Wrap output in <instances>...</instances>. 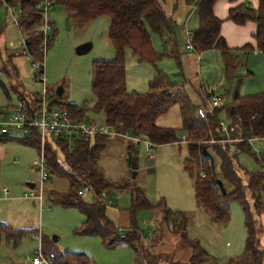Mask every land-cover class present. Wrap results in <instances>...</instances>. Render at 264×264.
<instances>
[{
    "label": "trees",
    "instance_id": "16d2710c",
    "mask_svg": "<svg viewBox=\"0 0 264 264\" xmlns=\"http://www.w3.org/2000/svg\"><path fill=\"white\" fill-rule=\"evenodd\" d=\"M161 1L53 0L54 4L62 6L67 14L74 15L81 26L99 17H105L109 22L107 37L114 49V56L109 60H96L91 67V89L97 99L96 108L103 111L104 123L114 131L130 132L155 146L167 144L180 146V143L184 141L187 156L182 161V167L193 182L194 199L202 211L210 216L212 222L226 223L229 218L230 204L234 201L241 204L246 232L244 253L240 258L225 260V264H264V247L260 243L263 230L257 219L264 215V174H247L244 181L238 172L237 165L239 153L253 155L250 145L252 140L264 139V91L248 96L235 93L230 103L222 104L220 108L208 112L202 118L197 115L199 107L184 104L181 111H189V113L182 116L181 127L165 128L158 126L156 121L159 117L166 115L176 104L172 94V89L176 85L166 81V87L152 88L148 92L128 90L126 87L125 50H130L139 63L151 65H155L168 56H173L175 59L177 57L176 53H158L148 31L160 35L171 28V21L164 13ZM184 1L185 4L194 8L198 19L197 28L188 33L193 47L191 51L197 54L209 50L218 51L226 84L236 78L239 62L241 58L247 57L248 53L256 51L264 59V0H257L255 8L248 4L230 7L225 20L214 14V5L218 0ZM2 2L19 8L20 22L26 34L24 41L26 50L32 58L42 62L44 57L40 50L42 35L36 29L40 21L38 7L41 0H9L8 2L2 0ZM223 21H230L237 26H243L248 22L254 23L256 26L253 35L254 46L246 43L240 47L230 48L220 32ZM1 34L0 28V36ZM52 40L53 37L49 39L47 46H50ZM12 57V55L7 56L0 63V73L5 74L8 80H11V71L16 76ZM158 79H165V77L158 73L155 80ZM11 89L18 92L17 85H11ZM19 99L26 106L32 107L38 103L39 96L31 102L24 101L22 96H19ZM50 99L52 106L65 110L73 119L84 120V107L78 108L75 104L62 105L53 98L50 97ZM223 111L227 124L237 125L234 132L227 134L220 129L219 114ZM230 134L232 139L241 140L223 142ZM180 137L184 139L180 140ZM9 138L10 136L7 135L0 136L3 140ZM107 138L108 136L99 135L94 138L92 144H89L79 139L69 142L66 139L53 137V140L50 138L43 147L48 170L65 178L68 182L66 193L55 197V201L64 208H76L84 216L82 230L79 233L83 236L99 237L102 244L108 248L117 245L127 246L136 253L142 263L161 264L156 254L145 250L141 239L142 231L135 219L140 211L155 210L161 213L163 223L166 225L171 223L172 227L174 225L173 231L167 226L170 233L185 244H189L191 250L190 257L185 263L166 264L216 263L214 257L196 238L188 239L186 213L171 210L162 201L149 202L142 190L130 183H124L119 187L130 192L131 201L128 209L129 224L122 233L107 217L103 200L94 198L92 202H86L77 195L83 185H89L96 195L112 189L113 186L96 168V161ZM21 139L40 152L38 136ZM204 148L213 158L214 170H211ZM59 154L62 156V161L59 160ZM127 157L129 162L132 159L137 160V152L132 146L127 147ZM217 180L221 181L225 194L220 192L216 184ZM248 196L251 197L254 208L249 206ZM29 233L31 232L15 231L10 226L0 223V241L4 236L7 241L16 243ZM151 233H154V236L156 231ZM50 253L54 255L52 264H89V259L84 253L72 251Z\"/></svg>",
    "mask_w": 264,
    "mask_h": 264
},
{
    "label": "rangeland",
    "instance_id": "374dc122",
    "mask_svg": "<svg viewBox=\"0 0 264 264\" xmlns=\"http://www.w3.org/2000/svg\"><path fill=\"white\" fill-rule=\"evenodd\" d=\"M20 14L21 11L17 6H8L0 0V28L2 29L0 63L7 56L12 55V64L16 72L14 76L11 71V80L0 73V113L13 114L15 108L22 103L19 96H22L24 101L31 102L41 95L45 88L48 96L59 104H75L78 108L84 107V120L88 124L94 127L104 126L103 111L96 108L97 99L91 89V67L96 60H109L114 56V49L107 37L109 25L107 18L99 17L81 26L74 15L67 14L62 6L54 4L48 12L52 28L50 38L53 37V40L50 46L44 47L43 82H40L31 67L32 61L29 56H16V53L19 54L23 50L21 44L26 38L24 26L20 22ZM66 19H68L67 27ZM148 31L154 47L162 50L160 35ZM84 43H91V50L84 55H77L75 49ZM180 44L185 46V39L182 38ZM126 51L131 53L130 50ZM128 56L134 57L132 53ZM217 57L216 63L211 61L203 65L204 73H200L199 80H203L204 83L207 82L205 80H209L213 86L211 88L214 89H216L214 86L220 82L218 87L220 91L223 86L225 90L227 88L223 92V105L230 103L231 96L235 93L248 96L264 91V59L260 55L256 57L248 53L247 57L241 58L236 78L228 84L224 79L219 54ZM125 62L127 76H133V80L147 81L148 72L144 67H149L148 65H144L141 70L135 72L132 68L135 62L128 60ZM13 84L18 86V92L11 89ZM145 87L148 89V82L145 83ZM183 87L184 85H181L176 91L174 96L176 104L173 105V110L157 119L161 121L160 124H164L163 126L181 125L182 116L189 113V111H181L184 104L203 107L201 102L196 103L192 98H188ZM190 87L191 84L188 85V88ZM194 87L196 89L192 87L191 89L197 98L199 95L204 97V93L200 94L197 87ZM58 89L62 91L60 95L57 94ZM219 119L226 122L224 111L219 114ZM227 126L231 127L228 124ZM22 137L27 136L12 133L9 139H0V223L10 226L15 231L23 230L31 233L16 243L7 241L3 236L0 241V264H31L35 251L41 246L46 253L63 251L84 253L89 259V264H145L127 246L117 245L108 248L102 244L99 237L83 236L79 233L82 230L84 216L76 208H64L55 201V197L65 194L68 190V182L65 178L48 170V178L42 184L41 205L32 204L34 200L29 194L40 186L39 174L32 167V163L40 159V154L36 147L25 144ZM51 140H53L52 137ZM180 140H182L181 137ZM250 145L254 156L245 153L237 155L238 172L244 181L247 174H264V139H254ZM128 146L134 145L124 137L109 136L96 161L97 170L113 186L112 189L103 192L109 195L108 193L112 191L110 197L113 203L107 209H112L115 223L121 233L128 221L131 201L130 192L119 187L124 183H130L140 188L149 202L162 201L169 209L190 215L191 225L187 226L186 231L188 239H198L203 248L218 262L217 264H223L226 259L243 255L246 232L241 204L232 202L228 221L212 225L210 216L202 211L194 199L192 180L183 170L182 161L187 156L184 141L180 143V146L154 145L153 161L147 158V142L142 141L137 144V147H133L137 152L135 161L137 169L134 178H132L131 165L127 157ZM59 160L62 161L61 154H59ZM27 184H34L35 188L30 189ZM4 189L8 191L5 195L7 198L4 197ZM93 199L92 194L83 196L86 202H92ZM247 200L249 206L254 208L250 196ZM135 219L142 231L141 239L145 250L150 247V251H155L159 263L172 262L177 253L183 256V251L189 244H185L176 237L173 239L168 237L171 234L170 229L174 230V225L172 227L171 223L167 225L163 223L160 212L140 211ZM257 219L263 230L262 237L264 216L261 215ZM152 231H156L155 237L150 236ZM54 239L57 240L54 241ZM205 264H214V262Z\"/></svg>",
    "mask_w": 264,
    "mask_h": 264
},
{
    "label": "crops",
    "instance_id": "0c3cea01",
    "mask_svg": "<svg viewBox=\"0 0 264 264\" xmlns=\"http://www.w3.org/2000/svg\"><path fill=\"white\" fill-rule=\"evenodd\" d=\"M240 4H248L250 7L255 8L257 6V0H236L234 2H231L230 0H218L216 2V4L214 5V14L218 18L225 20L227 17L229 8L236 6V5H240ZM161 7H162L166 17L169 18L171 21V28L169 30L167 29V30L163 31L160 34V39H161V43H162L161 44L162 50H158L156 48L155 49L160 54H162V53H176L177 57L175 59L173 56H168V57H165L162 60L158 61L155 65H151V64H146V63H139L137 61L136 57L132 58V57L128 56V54H131V53H129L125 50L124 60L135 62L134 64L136 67L135 66L132 67L135 72H138L139 70H141L144 67V65L149 66V67H144V68H146V70L148 72V79L146 81V82H148V89L145 87L146 82H141V80H133L134 79L133 76H129V75L127 76V74H126V79H125L126 87H128L127 88L128 90H134L137 92H145V91L148 92L152 88L162 89V88L166 87L165 86L166 81L171 82V83L176 82V83H174L176 86H174V88L172 89L173 96H175L176 91L179 90V87L181 85H184L183 91H184V93L187 94L188 98H192L194 100V102H196V103L201 102L202 104H205L204 107H207V105H208L207 97H210V95H214V96L216 95V96H220L222 98L223 92L227 90V88H226V90L224 89V86L221 88V91L218 90L220 82L218 84H216V86H214V87H216V89H214V88H211L213 86L209 82V80L204 79L205 81H207L205 83L203 82V80L202 81L199 80V76H201V74L204 73L203 65L208 64V62L210 63L211 61H213V63H216V61H218L217 54H219V53L216 50H209L207 52L197 54L194 51L187 50L184 45L180 44V41L182 40V38L185 39L186 35L192 31H194L198 26L197 15H196V12L192 6L185 4L184 0H162L161 1ZM255 29H256V26L252 22H248L243 26H237L230 21H223V23L221 25V31L220 32H221V35L225 38L227 45L230 48H236V47H240L246 43H251L254 46L255 41L253 39V35L255 33ZM151 40H152V38H151ZM152 42H153V40H152ZM153 45H154V43H153ZM185 50L188 51V53ZM251 54H253L256 57L259 56V54L256 51L251 52ZM214 60H215V62H214ZM220 60H221V57H220ZM221 64H222V60H221ZM125 65H126V62H125ZM125 70L127 73L126 66H125ZM158 73H161L165 77V79L155 80V76ZM181 78L183 80H181ZM203 78H204V76H203ZM132 80H133V82H132ZM154 80H155V83L152 84V82H154ZM189 84H191V87L194 89H196L194 87V86H196L197 89L199 90L200 94L204 93V97H202V95H199V98H197V95H195V93L191 89V87L188 88ZM205 86H207L206 89H205ZM233 87H235V86H233ZM227 93H229V92L227 91ZM222 100H223V98H222ZM199 108H201V107H199ZM171 110H173V109L171 108ZM171 110L169 112H171ZM156 123L158 126L161 125L160 127L167 128V126H163L164 124H160L161 121L160 122L157 121ZM180 127H181V125L180 126H173V127L168 126V128H180ZM144 141H148V140L145 139ZM171 145H177V144H171ZM145 146L146 145H144V147ZM135 147H137V146H135ZM138 147H139V145H138ZM153 160H154V154H153V159L149 160V161H153ZM111 193H112V191L110 193H108L109 197H110ZM4 197L7 198L5 196V194H4ZM110 199H111V197H110ZM112 203H113V200H112ZM112 203H111V205H112ZM107 207H110V206H106L107 217L117 226V224L115 223V220H114L115 218H114V215L112 213V209L108 210ZM189 216L190 215H187L188 226L191 225ZM128 222H129V219L126 222V225L123 229L128 227V224H129ZM210 222H212V220ZM213 224H216V223L212 222V225ZM263 226H264V221H263ZM118 229H120V228H118ZM155 235L154 236L152 235L151 237H155ZM168 237H170L171 239L175 238V236L172 234L168 235ZM162 239H163V237H162ZM263 242H264V234L260 238V243L264 247ZM185 248H186V250L183 251V256H179L177 253V255L174 257V259L171 261L172 262L185 263L189 259L190 254H191L190 247L187 246ZM41 249H42V246H41ZM166 249H168V248H166ZM147 250L153 254H156L155 251H152V250L150 251V247H148ZM42 251H43V249H42ZM44 253H46V252H44ZM161 256H163L162 253H161ZM240 257H236L233 259H237ZM217 263L218 262H216L214 264H217ZM223 264H225V260H224Z\"/></svg>",
    "mask_w": 264,
    "mask_h": 264
},
{
    "label": "built area",
    "instance_id": "2783aa9c",
    "mask_svg": "<svg viewBox=\"0 0 264 264\" xmlns=\"http://www.w3.org/2000/svg\"><path fill=\"white\" fill-rule=\"evenodd\" d=\"M54 5L53 0H41L39 5L40 10V21L36 29L42 35V43L40 50L43 53L47 47V43L52 34L51 24L48 19V12ZM23 50L21 53H16V56H26L28 55L32 61V69L35 73V76L39 79L40 82H43V63L41 61H36L32 58L25 47V42L21 44ZM45 47V48H44ZM185 47L187 50L191 51L193 49L190 42V35L187 34L185 38ZM222 106V98L220 96L210 95L208 99L207 107H201L197 109V115L199 117H204L205 114L211 112L215 109H218ZM219 127L223 130V133L234 132L237 129V125L228 127L226 122L220 120ZM12 133H18L25 135L27 137L38 136L40 142V159L34 160L32 167L36 169L40 178V186L34 192H30L29 196L35 205H41L42 201V184L48 178V167L43 155V147L45 143L52 137L66 139L69 142L79 139L92 144L94 138L103 135V136H113V137H124L125 139L132 142L133 147L137 146L140 142L144 141L143 138L135 136L130 132L120 133L114 131L112 128L108 127L106 124L100 127H94L91 124H88L85 120H76L70 117V115L60 109L52 106L51 99L47 94L46 89L44 88L43 93L39 95V101L34 106H26L23 103H20L19 106L15 108V111L11 115H4L0 113V136L7 135L10 136ZM184 138H182L183 140ZM240 139H232L230 136L223 142L239 141ZM147 142L148 160L153 159V144L149 141ZM35 188V186H34ZM8 191L4 189V194L7 195ZM85 194H92L94 198H99L103 200L106 206H110L112 199L105 192L96 195L93 189L89 185H83L77 192L78 196H83ZM154 234V233H153ZM151 233L150 236L153 235ZM54 255L46 254L42 251L41 247L39 250H36L33 258L31 259V264H52Z\"/></svg>",
    "mask_w": 264,
    "mask_h": 264
},
{
    "label": "water",
    "instance_id": "95a60500",
    "mask_svg": "<svg viewBox=\"0 0 264 264\" xmlns=\"http://www.w3.org/2000/svg\"><path fill=\"white\" fill-rule=\"evenodd\" d=\"M9 0H6V2H8ZM65 24H66V27L68 26V19H66L65 21ZM91 47H92V44L91 43H84V44H81L79 45L76 49H75V52L77 55H84L86 53H88L90 50H91ZM62 93V91L60 89L57 90V94L60 95ZM204 153L206 155V157L208 158L209 160V164H210V167H211V170H214V162H213V158L211 157V155L206 151V149L204 148ZM136 160L135 159H132L131 162H130V165H131V170H132V178L135 177V171L137 169V166H136ZM216 184L220 190V192L222 194H225V189L221 183V181L217 180L216 181ZM27 186L30 188V189H34V184H27ZM32 204L35 206V203L32 202ZM57 240V239H54V241Z\"/></svg>",
    "mask_w": 264,
    "mask_h": 264
}]
</instances>
